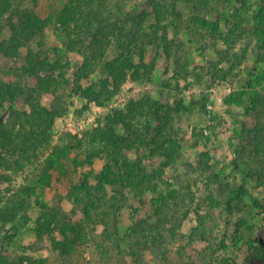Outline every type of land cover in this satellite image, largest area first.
<instances>
[{
    "label": "rangeland",
    "instance_id": "obj_1",
    "mask_svg": "<svg viewBox=\"0 0 264 264\" xmlns=\"http://www.w3.org/2000/svg\"><path fill=\"white\" fill-rule=\"evenodd\" d=\"M70 1L21 0V10L53 19L44 34L32 40L30 49L69 68H64L66 79L51 93L38 91L35 101L7 102L1 110L5 121L14 108L27 114V129L37 127L38 119L30 117L36 104L37 109L53 111L55 120L49 130V147H39L31 157L20 160L25 167L17 165L11 182L0 184L1 196L7 198L31 189L27 206L13 224L0 231V261L7 257L13 264H98L102 260L108 264H216L227 259L234 264H264V258L252 255L248 247L249 243L253 248L264 247V210L254 205V199L264 204V153L244 148L240 141L243 126L253 132L258 124L264 128V116L259 122L248 111L252 104L248 96L252 92L250 75L264 73V46L251 28L264 0H99L96 8L102 19L91 28L102 27L103 31L109 26L114 30L106 32L117 33L101 37L97 48L100 58L96 56L90 77L82 81L74 71L94 55L95 43L91 38L83 44L71 41V37L81 38L78 25L84 21L71 23L70 29L57 22ZM157 8L163 13L158 15ZM196 18L217 22L218 27L213 31L204 28ZM0 24V79L38 90L36 76L23 70V60L5 53L11 33L6 22ZM119 33L141 38L140 47H130L128 52L131 50L136 63L145 56L148 69L141 70L139 80L129 77L119 88L112 84L115 94L98 105L81 97V88L106 79L104 65L124 56L115 48ZM252 85L264 95V84ZM136 101L147 102L141 117V127L144 131L145 125L148 127L145 133L152 138L159 136V127L166 124L164 133L181 141V147L176 162L165 168L167 156L161 155L160 148L143 145L129 152L132 160L151 166L156 175L163 170L165 179L156 177L153 189L141 197L130 188L115 187L117 199L125 194L126 200L120 199L123 208L117 211L115 229L108 239L106 227L86 219L71 200V191L81 183L85 164L92 157V148L77 150L78 163L86 170L76 168L75 149L102 118L125 111ZM20 128L23 126L18 125ZM69 147L74 148L71 160L63 176L52 183L50 195L32 173L54 149ZM202 153L210 156V168L201 165ZM103 166L102 159L95 168L99 171ZM213 172L220 178H212ZM241 186L246 192L229 208L231 192ZM160 200L166 201L163 213L156 203ZM47 212H67L83 222V243L65 258L35 232L36 220ZM204 220L208 228L202 227Z\"/></svg>",
    "mask_w": 264,
    "mask_h": 264
},
{
    "label": "trees",
    "instance_id": "obj_2",
    "mask_svg": "<svg viewBox=\"0 0 264 264\" xmlns=\"http://www.w3.org/2000/svg\"><path fill=\"white\" fill-rule=\"evenodd\" d=\"M102 1L100 0V2ZM20 4L21 0H0V23L6 22L11 33L10 45L5 48V53L11 58L16 57L17 60H23V70L29 75L36 76L39 87L38 90L37 88L27 90L16 82H6L0 79V184L11 182L12 175H16L17 165L22 163L20 167H25V163L20 162V160L23 161L31 157L38 152L39 147H49L50 144L47 143L50 136L49 130L55 120L53 111L44 110L41 107L37 109L38 105L36 104V108L30 117L34 120L38 119L37 123L35 122L37 127L27 129L25 126L27 114L16 110V108L11 113L9 120H4L1 115L4 104L7 102H25L27 104L29 100L33 102L37 99L38 91L51 93L53 87L61 84L66 79L64 75L66 65L58 59L52 60L48 55L40 56L29 46L38 35L44 34L52 24L53 19H43L33 11L21 10ZM99 4V0H71L56 18L57 22L67 26L68 29H70L71 23L79 24L84 21L81 24L82 26L78 25L81 38L71 37V41L83 44L84 40L89 41L88 38H91L90 42L95 43L92 44L94 55L88 58L78 71H74L81 81L90 77L91 71L96 65V56L100 58V54L97 55V48L99 43H102L103 39L101 37L103 36L106 39L108 38L107 33L110 35L117 33L115 31L106 32L105 30L108 29L114 30L109 26H104L103 29L105 30L103 31L102 27L99 26V28H91L94 23L101 22L102 14L96 8ZM198 10L199 13H202V10ZM156 12L158 15L163 13L158 8ZM144 13L147 14L148 12ZM256 17L257 20L251 28L256 35H259L264 46V4ZM196 20L198 24L204 28L212 29V31L216 30L215 27H218L217 22L208 21L204 18H196ZM135 37V34L124 35L119 33L115 48L123 52L124 56L105 64L104 69H106L108 77L101 80L99 84L84 89L81 88V97L98 105H104L105 99L109 100L115 94V91L110 89L112 84L119 88L129 77L134 80L141 78V70L148 69V64L144 59L145 56L141 58L140 63H136L131 50L128 52L130 47H140L141 38ZM86 45L88 46V44ZM99 50L102 53V49ZM142 50L140 49V54ZM53 55L56 56L57 53L55 52ZM68 68L69 66L66 69ZM250 76L248 87L252 92L248 93V96L251 98L252 104H250L248 111L252 115L254 114V119L260 122L264 116V95L255 91L252 84H264V73L255 76L251 74ZM255 77L256 79H254ZM145 105H147V102H131L125 111H116L105 116L99 121L97 128L87 131L85 135L87 140H82L80 145L78 142L75 149L76 168H84V165L78 163L80 155L77 150L92 148V151H90L92 157L85 164L87 170L84 168L86 173L81 183L71 191V194H73L70 195L71 200L74 203L73 205L83 212L86 219H92L99 222V225L106 227L105 233L108 239H111L115 229L114 223L117 211L123 208L120 199H125V194L117 199L115 187L121 185L123 188H130L135 196L141 197L144 193L153 189L152 183L156 177L165 179L163 170H161L159 176L156 175L151 166L142 165L141 162L132 160L129 157V152L143 145L160 148L161 155L167 156V161L163 166L165 168V166L167 167L176 162L177 151L181 147V141L178 142L164 133L167 130L166 124L159 127V136L152 138L145 133L148 132V127L145 125L146 131L141 127V117L145 116L142 108ZM18 125H22L23 128L17 129ZM240 132L243 136L240 141H243L244 148H251L258 153H264V128L261 129V124L257 125L254 132L247 125L243 126ZM84 143H86L85 148H83ZM68 149H54L41 163V166L32 173V177L50 195L53 191L52 183L63 176V173L66 172L65 166L71 160V153H73L74 148L69 147ZM102 159L104 160V166L102 170L97 171L95 165L101 163ZM209 160L210 156L207 153L200 154L202 166L210 168ZM55 172L59 174L56 176ZM90 175L94 177L90 178ZM211 177L219 179L220 175L213 172ZM92 179L95 180L93 184L90 183ZM245 189L244 186H241L238 190L231 192L227 201L229 208L235 200L241 198L243 191L246 192ZM30 191L31 189H28L27 192L22 190L14 198H7L1 196L0 190V231L13 224L17 215L27 206L26 201L30 197ZM156 203L159 212H165L166 201L160 200ZM254 205L260 208L261 211L264 210V204L259 200L254 199ZM210 217L211 215H208V220H210ZM82 224L83 222L75 221L67 212H47L36 220L34 229L39 238L49 240L52 248L61 257L65 258L67 255H71L76 246L83 243L84 228ZM201 224L202 227L208 228L206 220ZM248 247L252 249V255L264 258V247L253 248L251 243L248 244ZM222 248H226V245L223 244ZM0 264L13 263L7 257H2ZM98 264H108V262L102 260V263ZM216 264L234 263L222 259Z\"/></svg>",
    "mask_w": 264,
    "mask_h": 264
}]
</instances>
